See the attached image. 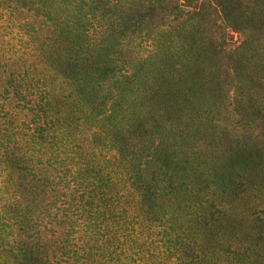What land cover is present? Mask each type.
Returning <instances> with one entry per match:
<instances>
[{"label":"trees","instance_id":"obj_1","mask_svg":"<svg viewBox=\"0 0 264 264\" xmlns=\"http://www.w3.org/2000/svg\"><path fill=\"white\" fill-rule=\"evenodd\" d=\"M10 1L14 14L24 16L8 27L23 53L21 62L0 66V89L9 117L19 109L17 119L27 123L10 129L12 148L0 137V165L9 173L0 187V262L127 264L130 251L132 260L137 256L133 264L165 262L167 253L132 240L134 216L123 206L134 192L161 208L179 203L167 196L189 194L199 220L208 218L211 204L219 212L210 232L222 234L238 226L234 216L247 202L264 206V0H175L171 9L161 6L164 0H130L125 9L115 0H67L46 11L50 0ZM214 113L222 124L238 118V137L216 125ZM76 115L82 140L69 160L65 143L74 136ZM117 117L129 123L97 147L106 120ZM97 125L99 133L83 138ZM145 125L184 147L185 161L170 158L181 147L143 137ZM115 146L102 165L95 162V151ZM46 155L59 158L57 168L42 162ZM74 161L79 168L72 172ZM110 167L127 189L123 198ZM57 170L71 178L72 192L56 193L43 183ZM253 226L242 227L250 242L235 254L237 264H264V241L256 234L263 227L254 234ZM87 233L94 236L85 241ZM61 234L66 241L58 242ZM73 234L79 238L71 244ZM59 249L67 250L61 258ZM173 257L183 264L181 250Z\"/></svg>","mask_w":264,"mask_h":264},{"label":"rangeland","instance_id":"obj_2","mask_svg":"<svg viewBox=\"0 0 264 264\" xmlns=\"http://www.w3.org/2000/svg\"><path fill=\"white\" fill-rule=\"evenodd\" d=\"M62 1L67 3L69 0L47 1L43 9L45 11L47 8H50V10H52L55 8L54 5L57 6V4L61 3ZM115 1L116 3H118L121 9H125L130 0H115ZM174 4H176L175 0H164L161 6L163 8L171 9L174 7ZM10 7H11L10 0H0V66L2 67V69L4 67H8V65L13 64L11 62L22 61L21 53L23 52L21 48V41L18 40L16 36L17 33L14 35V33L8 27H10L11 23L12 25H15L17 21L19 20L21 21V19L24 18V16L19 17L18 14L16 13L14 14V12ZM61 11L63 12L62 14L68 11L66 8V4L62 5ZM123 11L124 10H122V12ZM125 12L126 11H124V13ZM168 12L169 11H166V14H168ZM36 14H38V9H36L35 11L32 10L30 13V15H33L32 17L34 19L35 17H38L35 16ZM82 15H84V12L81 13V16ZM91 15L92 14H89L88 16L90 17ZM36 29H38L36 25L30 27L27 33H30L31 31H34ZM152 31H153L152 29H148V32L152 33ZM22 32H25V29L22 30ZM133 46H138V42L133 43ZM29 76L30 77L35 76V73L31 72ZM3 94L4 92L2 91V89H0V137L2 135H6L9 138L8 141H10V144L8 143H4V144L6 146L11 145L10 148H12L14 145L13 143L15 141L12 140L10 137V133L12 132V130L10 129L12 128L15 131L17 125H19L20 128H26L27 122H23L25 119L23 116L20 118L18 117L19 119H17V113L15 111L19 109H12V110L10 109L11 118L9 117V111L7 108H5L4 100L6 98H3L5 96ZM212 118L215 119L216 125L222 124V122L220 123L222 118L219 113H214V115H212ZM235 119L232 120L226 118L225 121H227V123H224L223 121L224 124H222L227 127L230 137H235V136L238 137L236 131L237 124L235 123L236 122ZM81 122L82 119H80V117L77 115L74 116V122H71L73 128L72 132L74 133V136L68 142L65 143L68 148V152L70 154L69 160H72L74 155L72 151L73 148L72 146L74 144H78L79 141L82 140V137L79 136L80 135L79 131L83 127ZM128 123L129 122L125 121V119L123 121H119L118 117L116 119H111V120L108 119L106 120V124H105L106 126L103 129L101 130L99 129L98 126L100 125H97L95 127L93 126L92 128L89 129L87 133H84L82 136L86 140H91L92 139L91 133L98 132L100 130L99 132H101L103 135L100 134L101 142L97 144V147H101L102 144L105 145L104 139L106 142L110 140V131L112 129L117 128L119 130H122V127L119 125H124ZM141 132H143L142 133L143 137L155 136L154 140H157L159 144L166 143L167 146H172L174 148V151H177L178 147H181L182 150L179 149L178 151H182V152H179V154L170 153V158L172 160H179L180 163L185 161L186 154L184 151V147L170 144L169 143L171 138L170 135H165L161 137L157 133H154L151 127H146V125L143 127ZM80 144L82 143L80 142ZM167 146H165V148ZM0 149H2V147H0ZM116 149L117 147L115 146L108 152H106L107 151L106 147L103 148L102 152L95 151V155H96L95 162L100 163L102 165L103 156L114 154ZM41 159L42 162L46 164V166L52 165L54 169L57 168L56 160H58L59 158H53L47 161L48 155H46L43 156ZM170 162L171 160H169V163ZM70 166H71L70 170L72 172H75V168H79L76 166L75 161L72 162ZM53 167L50 169H53ZM106 171L111 173L110 176L113 179H115L114 182L117 183L115 187V191L117 192L116 189H119L120 190L119 195L122 198L125 197L127 195V189L124 187L123 182H120L122 180L121 176H117L116 174H118V172L114 171L113 168L111 167L107 168ZM72 172L70 174H72ZM8 174H6L2 170V166L0 165V187L2 185V181L4 182L5 180V184H6V179ZM50 176L51 177L47 176L48 178L43 182L44 184L48 185L47 187L49 189H52L56 193H63L64 191L66 193L67 192L70 193L73 191L75 185L71 181V178L61 176L60 170L55 171V173H52ZM177 182L179 184L180 181ZM2 191H3V196L5 197L6 195L4 193V190ZM115 191H113L112 193L113 196ZM166 199L177 201L179 203L178 204L174 203L176 204L174 205V207L161 208L159 203L157 202H155V204L153 205L147 204L145 201L141 199L140 195L134 192L130 196V198L128 197L126 206H123V207H127L128 205L131 206L129 208L127 207L126 210L128 214L134 216L135 223L130 225V227L135 226L136 233L135 236L132 235V240L135 241L134 239H136L139 240L138 243L147 244L145 250L148 249L149 246L155 252L164 251L169 256V259L166 260L165 262L156 260L155 263L154 260H151L149 262H142V264H177L176 259L173 257L174 249L176 248L182 251L183 264H237L234 258L235 254L244 253L245 250L249 247L248 243L250 242V240L248 242L245 240L246 238L241 234V230L242 227H248L250 223H253L254 225L253 227H255L253 231L254 234L258 230V227H260L259 225L260 224L262 225L263 228L261 229V232L260 233L257 232L256 234L260 236L261 239L264 241V225L261 222L262 217L264 218V206H262L259 203L247 204L248 203L247 202L245 204L246 206L244 205L245 206L244 208L238 209V213H237L238 216L236 217L234 216V220L239 221L238 226L236 227L234 225L235 226L234 229L228 227V233L222 234L220 231L215 232L211 230L210 232V225H213L214 221H216L218 217L217 214L219 210L217 209V207H213L210 204L208 218L199 220L200 212L197 211L199 205L196 202L195 198H193L189 194L185 196L179 195L177 197L170 195L167 196ZM136 201H138L139 203L142 202L144 203V205L143 204L141 206L134 205ZM0 204L2 205V203ZM246 231L251 232L250 228H247ZM182 232H185V234H183ZM93 236L94 235H92L91 233H87L84 240L86 241L88 239H92ZM78 238L79 235L73 234L69 236L67 240L72 244L74 243L73 241ZM9 239L10 237L6 238V240L3 242V247H4L3 249H6V251L9 249L8 247L11 246L12 244ZM58 240H59L58 242H62L63 240L66 241V237L61 234L59 235ZM64 244H66V242ZM253 244L254 242L251 243V245ZM59 251H60V258L64 256V253H67V250L65 249H59ZM132 254H134L133 251H130L129 252L130 260L128 261L127 264H133L136 261L137 256H135V259L132 260L131 258ZM254 258L256 257L254 256ZM1 259H5L4 256L1 257ZM20 259L21 258H19L15 264H19ZM59 259L57 263L59 262ZM3 261H1L0 264H14V261H12L11 258L10 260H8L7 263Z\"/></svg>","mask_w":264,"mask_h":264}]
</instances>
